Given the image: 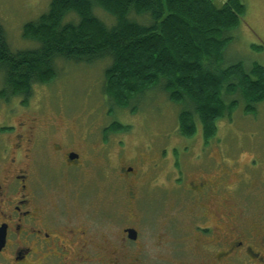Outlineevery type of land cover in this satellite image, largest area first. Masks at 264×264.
<instances>
[{
    "label": "flooded vegetation",
    "instance_id": "1",
    "mask_svg": "<svg viewBox=\"0 0 264 264\" xmlns=\"http://www.w3.org/2000/svg\"><path fill=\"white\" fill-rule=\"evenodd\" d=\"M24 97L0 85V264H176L182 258L184 264H264V204L239 196L241 182L264 195V167L254 171L252 156L236 178L228 163H215L210 149L208 159L192 163L196 174L186 178L180 170L177 185L190 215L183 219L169 212L160 225L167 233L155 243L181 258L159 253L153 260L142 230L143 206L134 196L137 183L126 176L134 165L115 161L111 152L104 158L119 170L115 174L129 193L127 201L105 202L87 192L78 177L98 164L97 139L70 129L60 133L55 125L44 131L39 113L48 111ZM61 111L57 107L51 115ZM110 115V123L123 122L115 111ZM111 203L118 213L111 212ZM125 205L134 213L133 224L123 221L129 219L121 212ZM114 220L127 225L114 227ZM193 255L200 261H192Z\"/></svg>",
    "mask_w": 264,
    "mask_h": 264
},
{
    "label": "trees",
    "instance_id": "2",
    "mask_svg": "<svg viewBox=\"0 0 264 264\" xmlns=\"http://www.w3.org/2000/svg\"><path fill=\"white\" fill-rule=\"evenodd\" d=\"M95 6L115 17L114 22L109 25L96 15ZM245 11L243 0L220 5L215 0H50L47 11L23 27V35L37 41L36 46L12 49L0 23L3 85L27 101L35 83L55 81L59 59L110 57L104 91L114 105L135 112L137 97L162 84L168 98L183 105L181 135L193 137L201 127L208 145L220 119L231 118L241 102L252 113L264 99L262 63H224L230 32ZM114 111L108 108L107 113ZM130 128L114 121L104 130Z\"/></svg>",
    "mask_w": 264,
    "mask_h": 264
},
{
    "label": "rangeland",
    "instance_id": "3",
    "mask_svg": "<svg viewBox=\"0 0 264 264\" xmlns=\"http://www.w3.org/2000/svg\"><path fill=\"white\" fill-rule=\"evenodd\" d=\"M215 1L218 5L225 2ZM243 1L246 11L240 25L230 32L232 40L226 49L224 63L241 60L246 64L258 61L264 65V0ZM49 3L50 0H0V23L6 29L7 40L12 49L38 44L23 35V27L25 22L37 19L47 11ZM94 12L107 24L114 22L115 17L102 7L95 6ZM130 16L136 18L138 15L132 12ZM109 63L110 57L94 62L59 59L56 62L59 73L55 81L35 83L29 99L34 107L40 102L48 111L39 113L44 131H50L55 125V130L60 133L69 132L70 129L81 134L91 133L97 139L98 164L92 172H81L78 177L86 191L91 190L97 198H102L105 202H125L129 196L125 188H120L121 181L115 174L119 170L115 168L113 171L106 162L107 153H113V159L122 160L125 166L134 165V171L126 176L137 183L134 196L139 197L138 201L143 206L142 218L145 224L142 230L149 241V254L153 260L159 253L166 258L178 260L181 257L175 252L159 247L155 242L158 235L167 233L168 229L160 225L169 212L183 219L187 218V214L190 215L189 201H186L184 191L177 185L180 179L176 178L182 175L180 170H184L186 178L196 174L199 169L194 170L192 163L199 158L208 159V149L216 164L228 163L234 172L233 178H236L235 172L244 169V163L251 156L255 160L253 165L257 167L253 168L254 171L260 166L264 167V99L257 103V109L252 113H246L241 102L231 118L226 116L218 121L217 135L205 145L201 127L193 137L181 135L178 117L183 105L172 102L162 84L137 97L134 102L138 105L135 112L131 111V107L114 105L104 91L105 67ZM0 85H3L1 74ZM57 107H62V111L51 115ZM108 108H115L123 123L130 124L131 128L120 132H105V127L112 119L107 113ZM105 133L106 140L103 138ZM237 158L240 163L235 162ZM61 183L63 186L69 185L65 178ZM254 187L241 182V200L245 201V197H250L249 202L252 200L264 204L260 188ZM183 204L186 205L184 209L180 207ZM111 206V212L118 213V208L112 203ZM121 212H126L129 217L124 222L134 223V213L129 206L125 205ZM123 221L114 220V227L127 225ZM192 247L196 251L199 248L197 243H192ZM193 260L197 262L200 258L193 255ZM181 261L187 262L186 258H182L176 264H184Z\"/></svg>",
    "mask_w": 264,
    "mask_h": 264
}]
</instances>
